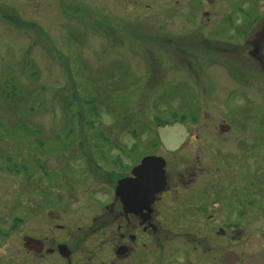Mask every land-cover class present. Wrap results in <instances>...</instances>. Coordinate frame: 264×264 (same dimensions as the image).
I'll list each match as a JSON object with an SVG mask.
<instances>
[{"label":"rangeland","instance_id":"rangeland-1","mask_svg":"<svg viewBox=\"0 0 264 264\" xmlns=\"http://www.w3.org/2000/svg\"><path fill=\"white\" fill-rule=\"evenodd\" d=\"M126 1L0 0V260L4 264L26 258L20 246L23 233L62 236L55 228L47 232L46 228L63 219L46 215L36 221L27 218L15 228L13 216H29L28 210H18L16 200L26 207L33 192L46 193L40 186L41 163L54 171L44 174L55 185L72 147L150 144L157 126L174 122L195 107L191 90L210 105L214 123L229 109L231 119L236 114L232 109L242 110L247 90L229 73L223 76L224 69L216 64H226L228 55L201 43L184 46L188 51H194L190 45L195 47L193 57L177 53L174 41L192 40L190 25L173 15L174 6L168 9L159 0ZM188 66H200L199 89L177 82L193 79L184 72ZM251 91L255 90L249 86L248 94ZM190 152L178 155L189 158ZM178 157L168 155L167 160L177 162ZM50 191L63 193L56 186ZM77 216L70 212L65 224L73 225ZM249 225L247 251L255 250L258 236L264 248V217L251 218Z\"/></svg>","mask_w":264,"mask_h":264},{"label":"flooded vegetation","instance_id":"flooded-vegetation-1","mask_svg":"<svg viewBox=\"0 0 264 264\" xmlns=\"http://www.w3.org/2000/svg\"><path fill=\"white\" fill-rule=\"evenodd\" d=\"M159 1L168 9L173 5V15L190 25L192 42L185 37L174 41L177 53L193 57L195 47L190 45L194 51H188L184 46L201 43L226 54V64L216 63L224 69L221 74L229 73L241 87L255 91H245L242 110H231L236 112L233 119L229 109L214 123L210 105L189 89L195 107L174 121L186 132L174 150L165 149L157 133L144 146L133 142L127 147H72L67 165L60 161L63 167L58 170L63 173L56 176L55 185L48 178L54 171L41 163L39 185L46 193L33 192L26 207L16 200L18 210H28L29 216H13L15 228L27 218L36 221L46 215L63 219L46 228V232L55 228L62 236L23 233L20 246L26 258L18 264H264L259 236L254 251H247L245 243V233L252 229L250 219L264 217V0ZM198 68L188 66L184 71L194 80L177 82L199 89ZM189 149L193 153L189 158L178 155ZM151 155L165 160L164 187L149 201L131 185L124 206L116 193L118 182L133 183L135 167ZM166 155H177L179 161H168ZM33 181L37 185L39 178ZM53 186L63 193L53 194ZM70 212L78 215L73 225L65 224ZM24 237L38 243L29 250Z\"/></svg>","mask_w":264,"mask_h":264},{"label":"water","instance_id":"water-1","mask_svg":"<svg viewBox=\"0 0 264 264\" xmlns=\"http://www.w3.org/2000/svg\"><path fill=\"white\" fill-rule=\"evenodd\" d=\"M158 137L162 145L167 150L178 148L186 136L185 127L180 123H173L157 128ZM165 161L159 156H146L141 160V163L135 167L134 174L136 180L129 182L127 179H122L118 182L116 193L120 195L121 202L126 206L127 188L131 185L139 191V195L144 199L151 201L155 193L162 190L165 185L164 167ZM25 247L32 249L33 245L38 243L35 239L24 237Z\"/></svg>","mask_w":264,"mask_h":264}]
</instances>
